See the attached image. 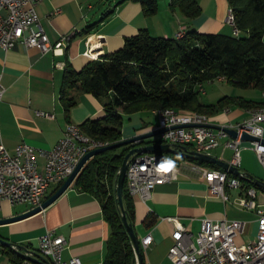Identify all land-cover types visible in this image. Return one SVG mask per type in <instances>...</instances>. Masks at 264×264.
Instances as JSON below:
<instances>
[{
	"label": "crops",
	"instance_id": "1",
	"mask_svg": "<svg viewBox=\"0 0 264 264\" xmlns=\"http://www.w3.org/2000/svg\"><path fill=\"white\" fill-rule=\"evenodd\" d=\"M169 1L155 0V13L144 16L139 3L134 0H41L35 6V11L48 41L53 44L64 36L68 41L60 51L46 54H40L36 49L22 45H15L6 51L0 49V85L4 90L0 99V144L8 152H12L19 143L36 149H50L61 138L65 126H80L88 120L102 116L104 100L95 99L90 94L67 91L66 97L74 102L68 109L67 116L64 115L59 99L65 68L77 73L94 61L91 59L92 55H83L87 49H90L92 54H97L95 60H100L120 49L125 38L135 36L140 30H145L152 38L163 39H179L190 30L199 34L227 35L224 30L228 9L226 0H197L199 13L193 19H185L176 9L169 8ZM226 27L231 29L228 25ZM261 39L264 46V31ZM203 84L198 88L201 89ZM261 96V101H264V92ZM251 110L225 106L219 112L206 116L212 126H217L239 121ZM119 113V141L155 130L156 117L153 111ZM262 138L264 139V124ZM155 141L153 136L143 139L133 147L158 144ZM222 143L223 140L219 139L218 145L209 151L208 156L229 164L231 153L222 147ZM249 143L250 141L240 142L237 169L252 182L256 202L264 204V199H258L257 194H264V170L260 168L254 153L249 149ZM119 151L120 149L116 150V153ZM167 154L169 156H165L169 160L185 162L178 168L175 179L154 186L145 202L137 195H129L131 226L137 241L140 242L147 235L151 238L146 248H140L141 264H172L166 254L172 243L173 225L166 221V218L177 219L191 236L198 232L200 221L203 219L213 222L223 219L244 222L239 212L233 213L227 207L230 197V203L237 207L233 198L238 193L227 192L228 200L225 202L208 195L204 182L198 174L189 170L188 163L196 162L214 170H221L220 168L187 159L179 150L177 153ZM171 155L174 157H170ZM178 156L182 158L177 159ZM41 163L39 159V167ZM177 163L174 165L177 166ZM253 181L263 185L256 187ZM56 186L57 184L48 186L44 199L52 194ZM28 210V204L9 205L2 201L0 220ZM244 223L246 227L247 223ZM249 230L247 235L243 232L236 242L242 244L251 241L255 234V224ZM45 231H51L64 240L60 254L62 260L77 257L82 264L102 263L108 227L103 221L100 205L95 197L78 190L73 186V181L59 197L40 212L0 225V238L15 246H25L26 251L36 254L37 239ZM0 264L14 263L7 257L0 261Z\"/></svg>",
	"mask_w": 264,
	"mask_h": 264
},
{
	"label": "trees",
	"instance_id": "2",
	"mask_svg": "<svg viewBox=\"0 0 264 264\" xmlns=\"http://www.w3.org/2000/svg\"><path fill=\"white\" fill-rule=\"evenodd\" d=\"M134 1L139 3L144 16L155 13V0ZM226 3L232 10L233 23L239 32L237 37L199 34L190 30L179 39H163L152 38L145 30H140L135 36L125 38L120 49L100 60L91 61L79 72L66 67L59 90L64 115L67 116L68 109L74 104L66 97L69 90L104 100L102 116L79 127L91 139L114 144L120 138L119 112L132 114L171 108L186 115L211 116L225 106L246 110L264 107V101L227 96L210 105H203L198 100V86L218 76L237 88L264 92V46L261 39L264 0H226ZM168 6L185 19H193L199 13L197 0H170ZM133 146H121L91 157L73 180L74 187L95 197L108 227L101 264H135L114 199L116 172L123 156ZM118 149L120 151L116 153ZM170 161L177 163L173 159ZM239 180L245 188L252 186L249 178ZM130 204L123 180L122 208L131 224ZM2 250L14 264L24 260L10 248Z\"/></svg>",
	"mask_w": 264,
	"mask_h": 264
},
{
	"label": "built area",
	"instance_id": "3",
	"mask_svg": "<svg viewBox=\"0 0 264 264\" xmlns=\"http://www.w3.org/2000/svg\"><path fill=\"white\" fill-rule=\"evenodd\" d=\"M41 0H0V49L9 50L15 45L34 48L40 54L60 51L68 41L60 37L55 43L48 41L39 23L35 6ZM225 23L230 26L232 36L239 35L233 23L232 13L226 11ZM97 54L90 49L83 54ZM213 80L222 81L218 76ZM212 80V81H213ZM201 92V89H198ZM0 85V99L3 95ZM225 114L224 109L222 110ZM155 130H164L155 136L158 144L182 146L186 151L209 155V151L222 139V147L231 153L229 165L237 168L240 153V135L262 138L263 117H250L248 113L236 122L212 126L211 122L194 119L174 109L157 111ZM217 127V128H215ZM227 130L236 133L235 138ZM250 150L264 169V144L250 141ZM96 140L81 138V132L74 131V125L65 126L61 138L50 149H36L25 143L17 144L8 152L0 144V203L9 205L28 204L30 209L39 207L49 185L61 184L72 172L78 161L87 152L106 146ZM41 160V166L38 160ZM185 162L175 166L165 154L145 153L131 157L127 161L124 181L128 195H137L142 202L148 200L154 186L175 179L176 172ZM191 172L198 174L204 182L207 194L225 202L227 192L238 193L234 204L241 210L252 212L255 216V234L251 241L236 243L243 234L245 223L238 220H201L198 232L191 236L175 218H166L173 225L171 245L167 258L172 264H264V204L256 202L253 187L245 188L239 179L247 177L239 172V178L222 170L206 168L199 163H188ZM248 179V178H247ZM151 238L147 235L139 242V248H146ZM64 240L45 231L37 239L36 254L49 264H82L77 257L62 260L60 257ZM14 248V247H13ZM29 255V252H25ZM20 264H31L23 260ZM100 264V263H92Z\"/></svg>",
	"mask_w": 264,
	"mask_h": 264
},
{
	"label": "water",
	"instance_id": "4",
	"mask_svg": "<svg viewBox=\"0 0 264 264\" xmlns=\"http://www.w3.org/2000/svg\"><path fill=\"white\" fill-rule=\"evenodd\" d=\"M215 128H217V127H215ZM163 131L164 130H162V129L161 130H154V131L146 133V134L133 136L129 139L121 140V141L116 142L114 144H108L106 146H103V147H100V148H97V149H94V150L87 152L85 155H83L81 157V159L78 161V163L76 164V166L74 167L72 172L66 177V179L56 188V190L51 195H49L47 198H45L41 202L39 207H35L33 209H30V210H28L22 214H18L15 216H11L9 218L1 219L0 225L26 218L28 216H31L35 213L40 212L44 208H46L48 205H50L57 197H59L67 189V187L72 183V181L74 180V178L76 177L77 173L80 171V169L82 168L84 163L88 159H90L91 157H93V156H95L101 152L111 150V149H115V148H119L121 146L136 145L140 141H142L143 139L156 136L157 134H159ZM226 132L231 138L236 137V133L234 131L227 130ZM240 141H255V142H260V143L264 144L263 138L259 139L256 137L249 136L245 133H242L240 135ZM178 150L181 151V155H183L187 159L215 165L216 167L220 168L221 170L225 171L226 173H228L234 177L239 178V171L237 168H235V167H233L227 163L216 160L213 157L197 154L195 152L186 151V149L182 146H171L169 144H154V145H147V146H142V147H133L130 150H128L126 152V154L123 156L121 163L118 167V170L116 172V178H115V183H114V194H115L114 199H115V202L117 205V209L119 211L120 223L124 229V232L128 238L131 250L133 252L135 264H141V253H140V248H139V242L137 241V239L133 233L131 224L126 219L125 213H124L123 208H122V184H123V180H124V172L126 169L127 161L131 157L139 155V154L154 153V152H164V153H171L172 154V153H177ZM253 183H254V186H256V187L263 185L261 182L253 181ZM0 246L14 250L24 260L30 262L31 264H49L45 259H43L42 257H40L39 255H37L33 252H29V255H25L24 253L28 252V251H26L25 248H23L21 246H15V245H13V244L5 241V240H2L1 238H0Z\"/></svg>",
	"mask_w": 264,
	"mask_h": 264
},
{
	"label": "rangeland",
	"instance_id": "5",
	"mask_svg": "<svg viewBox=\"0 0 264 264\" xmlns=\"http://www.w3.org/2000/svg\"><path fill=\"white\" fill-rule=\"evenodd\" d=\"M225 22V21H224ZM225 25V33L226 36H232L231 29L227 28L226 23ZM212 34V33H211ZM202 94L198 95V100L201 101L203 104H213L215 103L219 98L223 96H228L232 98L240 97L245 100H251V101H261L263 99L262 92H260L257 89H240L235 86H232L225 81H212L204 83L201 87ZM214 153V152H213ZM260 168L261 165L259 164ZM264 170V169H263ZM258 199L262 198L264 199V194H261L260 192H257ZM232 197L229 198V202L227 203V207L229 208V211L236 213L239 212L242 216V220L247 223L245 227V235L250 231L249 228L255 224L254 215L252 212H245V211H239L237 207L232 205L230 202H232ZM254 220V223L252 222ZM245 235L243 237H245ZM237 243V242H236ZM6 253L3 252L2 248L0 247V261H4L7 258Z\"/></svg>",
	"mask_w": 264,
	"mask_h": 264
},
{
	"label": "bare ground",
	"instance_id": "6",
	"mask_svg": "<svg viewBox=\"0 0 264 264\" xmlns=\"http://www.w3.org/2000/svg\"><path fill=\"white\" fill-rule=\"evenodd\" d=\"M232 10L228 8V13H232L231 12ZM93 59V58H91ZM199 89V88H198ZM161 110H167V109H161ZM225 110V109H224ZM157 111H160V110H157ZM157 111H153L154 115L156 116L157 115ZM226 113V112H225ZM186 115V114H185ZM187 116H194V119H198V120H202L204 122H208V118L204 115H201V114H192V115H187ZM248 116L250 117H263L264 116V107H257L253 110H251L249 113H248ZM74 131L75 132H81L80 130V127L79 126H76L74 125ZM81 138H88V136L84 135L82 132H81ZM97 143H101L99 141H97Z\"/></svg>",
	"mask_w": 264,
	"mask_h": 264
}]
</instances>
